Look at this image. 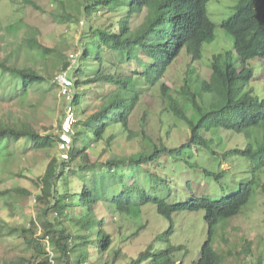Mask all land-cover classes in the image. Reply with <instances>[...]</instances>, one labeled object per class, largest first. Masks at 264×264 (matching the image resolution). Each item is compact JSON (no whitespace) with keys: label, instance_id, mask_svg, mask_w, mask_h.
I'll return each mask as SVG.
<instances>
[{"label":"trees","instance_id":"obj_1","mask_svg":"<svg viewBox=\"0 0 264 264\" xmlns=\"http://www.w3.org/2000/svg\"><path fill=\"white\" fill-rule=\"evenodd\" d=\"M5 1L11 10L17 0ZM20 1L41 10L32 0ZM78 1L86 27L74 47L76 61L62 57L61 48L40 43L34 29L25 33L18 51L0 57V105L25 102L49 82L47 65L41 61L52 54L60 57V72L70 82L64 88L65 108L74 117L72 146L59 151L62 121L56 129H39L27 118L0 116V158L17 141L50 155L35 182L39 221L29 218L14 226L0 216V241L17 242L22 252L0 264H118L120 249L114 248L106 218L110 214L140 221L145 207H153L169 222L156 238L167 246L155 248L151 242L129 264H175L173 253L179 247L171 244L172 216L199 211L207 234L193 264H224L235 258L239 264H264V251L258 252L256 262L247 260L253 259L264 240L242 236L232 242L218 232L226 249L213 247L216 230L240 214L256 188H261L264 198V182L257 183V175L229 195L214 190L201 193L187 181L186 201L169 202L175 192L174 175L184 166L204 179H223L224 171L214 174L193 159L201 149L216 154L212 136L216 131L247 140L244 148L226 154L259 158V168L264 167V100L250 86L254 77L250 62L264 66V0L237 1L232 16L221 24L231 50L212 56L209 78L196 77L193 89L188 69L185 84L176 93L165 78L168 69L182 53L199 61L203 45L214 39L215 26L207 15L209 0ZM62 19L77 23L65 13ZM21 51L26 56L22 62L16 55ZM155 89L150 94L159 102L154 109L144 99ZM177 122L189 134L175 147L167 138ZM55 149L56 154H50ZM125 169L127 175H122ZM6 194L0 192V197ZM30 195L25 189L12 190L11 212L16 201L21 205ZM45 241L55 254L46 251Z\"/></svg>","mask_w":264,"mask_h":264},{"label":"rangeland","instance_id":"obj_2","mask_svg":"<svg viewBox=\"0 0 264 264\" xmlns=\"http://www.w3.org/2000/svg\"><path fill=\"white\" fill-rule=\"evenodd\" d=\"M32 1L41 8L40 11L22 4L20 0H17L16 5L10 10L6 6V1L0 0V57L9 54L13 50L18 51L25 33H28L30 29H34L37 33L36 38L40 43L51 48H61L63 50L62 57L64 55L69 56L73 62L76 61L74 47L81 41L80 36L86 27L79 1L63 0L62 5L59 4V0ZM237 1L209 0L207 15L215 26L214 39L212 42L203 45L202 56L199 61H192L190 57L182 53L168 69L165 78L173 88L172 93H176L184 86L188 69L191 70L188 82L193 89L196 77L209 78L212 56L231 50V42L222 31L221 24L232 16ZM63 13L76 18L77 23H70V21L62 19ZM81 22H83V26L80 24ZM16 55L20 62L26 59L22 51ZM41 62L47 65L49 82L33 91L25 102L16 100L13 103L0 105V116L9 114L16 118H27L33 121L39 129L43 127L56 129L59 123L63 121L67 111L65 108L67 98H64L65 86H61L57 81V79H61L63 74V72H60L62 59L56 54H52ZM250 67L254 70V77L250 82V86L253 88L255 95L260 100H264V66L254 60L250 62ZM62 79L66 80V85L69 84L65 74ZM154 91L158 90L148 91L149 94L144 100L149 102L155 109L159 102L150 97V94ZM183 105L188 109L186 103L183 102ZM165 123L167 122L165 121ZM177 126L176 129L171 131L170 139L167 138V143L175 147L186 142L189 134V129L182 122H177ZM212 136L214 148L217 151L216 154L212 155L201 149L199 155L193 159L200 167L214 174L224 171L223 179L220 181H216L212 177L204 179L200 175L201 173H193L183 165L182 171L174 175L173 187L175 192L173 198L169 201L171 204L186 201L187 181H190L192 187L198 189L201 193L214 190L222 195L231 194L242 182L251 180L253 175L259 177L256 179L257 183H259L258 181L264 182V167L259 168V158L248 159L226 154L235 148H244L247 145V140L244 137L223 131H216L212 133ZM60 145L57 149L63 151ZM253 146L254 148L259 147L257 144H253ZM56 152L55 149L50 154H56ZM49 156V153L34 151L31 146L26 145L23 141H17L11 144L7 152L0 158V192L7 193L5 197H0V216H3L10 224L20 226L27 223L29 218L39 221L34 204L35 195L38 193L35 182L44 173ZM127 172L128 170L125 169L122 175ZM16 188L25 189L31 195L25 198L21 205L16 201L15 212H11V206L14 202L10 195L11 191ZM261 195V188H256L247 206L242 209L240 214L228 220L224 224V229L219 231L218 228L216 230L214 249L218 248L219 251L226 249L222 242L223 239L218 237V232L223 234L224 239H230L229 241L232 242H234L235 237L242 236L249 241L264 240V198ZM143 213L140 221L128 220L123 216L118 219L113 215L110 216V214L106 218L108 230L113 235L114 248L120 249L121 257L118 264H129L130 259L136 258L141 251H145L151 242H153L155 248L167 246L165 242H160L156 238L169 228V222L158 216L153 207L143 208ZM99 214L103 216L102 212ZM171 223L173 226L171 244L174 247H179L173 253V261L175 264H193L206 240L207 233L203 221V212L175 213L172 216ZM145 224L146 226L141 227ZM134 231H138V233L132 236ZM45 243L46 251L52 255L55 254V251L47 245L46 241ZM260 251H264V245L256 250L253 259H247L248 262H256ZM21 254V248L17 242L0 241V262L4 259L16 258ZM229 262L239 264L240 261L239 259L236 261L235 258V260L230 259L224 264H231Z\"/></svg>","mask_w":264,"mask_h":264},{"label":"built area","instance_id":"obj_3","mask_svg":"<svg viewBox=\"0 0 264 264\" xmlns=\"http://www.w3.org/2000/svg\"><path fill=\"white\" fill-rule=\"evenodd\" d=\"M64 76V74H62ZM57 79L58 83H60L61 86H69L70 82L68 85H66V80L65 79ZM62 127H61V134H60V139L62 140V143L60 146H62V150L64 151L65 149H69L72 146V140H71V134L72 130L71 127L74 124V117L72 113L66 112V116L64 117L62 121ZM62 136V137H61ZM62 158H66L65 154H63Z\"/></svg>","mask_w":264,"mask_h":264}]
</instances>
